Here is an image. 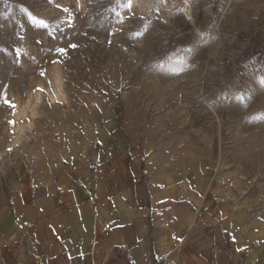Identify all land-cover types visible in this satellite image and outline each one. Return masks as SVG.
<instances>
[{
    "label": "rangeland",
    "instance_id": "1",
    "mask_svg": "<svg viewBox=\"0 0 264 264\" xmlns=\"http://www.w3.org/2000/svg\"><path fill=\"white\" fill-rule=\"evenodd\" d=\"M117 120L205 166L264 260V0H0V168Z\"/></svg>",
    "mask_w": 264,
    "mask_h": 264
},
{
    "label": "crops",
    "instance_id": "2",
    "mask_svg": "<svg viewBox=\"0 0 264 264\" xmlns=\"http://www.w3.org/2000/svg\"><path fill=\"white\" fill-rule=\"evenodd\" d=\"M93 130L78 153L0 168V264H264L205 166L170 164L140 123Z\"/></svg>",
    "mask_w": 264,
    "mask_h": 264
},
{
    "label": "snow or ice",
    "instance_id": "3",
    "mask_svg": "<svg viewBox=\"0 0 264 264\" xmlns=\"http://www.w3.org/2000/svg\"><path fill=\"white\" fill-rule=\"evenodd\" d=\"M63 11H64V12H68L69 9L64 8ZM72 47H76V45H72ZM60 51L63 52L64 49H60ZM41 75H44V73H41ZM39 91H43V89H39ZM4 103H5L8 107H10V108H15V107H16V105L13 104V103L7 98L6 95H5V97H4ZM10 123L14 124L15 121H10Z\"/></svg>",
    "mask_w": 264,
    "mask_h": 264
}]
</instances>
